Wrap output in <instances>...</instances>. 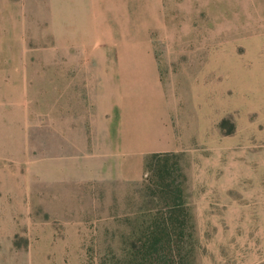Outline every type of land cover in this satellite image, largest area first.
Masks as SVG:
<instances>
[{"label":"rangeland","instance_id":"rangeland-1","mask_svg":"<svg viewBox=\"0 0 264 264\" xmlns=\"http://www.w3.org/2000/svg\"><path fill=\"white\" fill-rule=\"evenodd\" d=\"M47 3L0 0V264H116L126 258L124 249L139 217L154 207L144 189L147 178L161 163L171 176L186 174L191 157L185 152L147 154L136 181L50 182L48 65L64 49L96 42L50 38L55 34L48 31L46 19L32 15ZM164 6L174 16L167 19L179 22L151 25L148 45L171 84L170 76L175 79L182 72L178 65L194 59L200 88L204 90L205 81L215 99L216 159L240 163L231 165L230 176L246 178L249 198L261 197L264 0H164ZM177 6L184 13L193 10L194 16H176ZM187 51L194 55L188 57ZM175 80L179 95L180 81ZM221 146L225 149L219 150ZM147 160L154 167L151 171L145 169ZM184 187L187 200L186 182ZM246 234L241 261L264 264V232ZM203 251L193 232L190 264H208ZM231 260L237 264L236 256Z\"/></svg>","mask_w":264,"mask_h":264},{"label":"crops","instance_id":"crops-1","mask_svg":"<svg viewBox=\"0 0 264 264\" xmlns=\"http://www.w3.org/2000/svg\"><path fill=\"white\" fill-rule=\"evenodd\" d=\"M164 7V0H48L32 11L46 19L50 38L96 42L64 49L48 65L49 180L136 181L145 155L185 152L187 205L205 262L233 264L236 256L243 264L246 233L264 232V193L249 198L246 178L229 174L240 163L217 161L215 99L205 81L200 88L194 59L178 65L182 72L170 76L172 84L161 70L147 43L151 25L179 22L168 20L174 16ZM178 8L176 16H194ZM20 78L24 87L25 74Z\"/></svg>","mask_w":264,"mask_h":264},{"label":"trees","instance_id":"trees-1","mask_svg":"<svg viewBox=\"0 0 264 264\" xmlns=\"http://www.w3.org/2000/svg\"><path fill=\"white\" fill-rule=\"evenodd\" d=\"M161 154L176 156L173 152ZM144 165L149 171L154 168L148 160ZM157 169L144 186L154 207L139 217V224L130 232L124 249L126 258L116 264H190L193 223L185 194L186 176L182 171L171 176L166 163Z\"/></svg>","mask_w":264,"mask_h":264}]
</instances>
